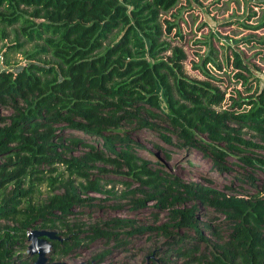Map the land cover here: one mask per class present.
I'll return each mask as SVG.
<instances>
[{
  "label": "trees",
  "instance_id": "obj_1",
  "mask_svg": "<svg viewBox=\"0 0 264 264\" xmlns=\"http://www.w3.org/2000/svg\"><path fill=\"white\" fill-rule=\"evenodd\" d=\"M179 1L0 0V264H31L32 228L67 236L52 259L84 240L125 244V234L158 230L188 259L181 264H264V181L256 175L264 172V73L247 75L252 69L235 50L236 76L256 87L224 107L226 93L208 66L223 68L213 50L197 64L206 78L186 68L188 52L176 40L184 34L165 15ZM13 52L26 62L16 67ZM137 132L167 156L200 150L225 189L174 175L161 159L152 164ZM97 162L141 185L144 198L131 209L156 197L170 223L125 232L114 228L132 219H115L112 229L70 223L83 194L103 189L93 177ZM236 184L248 189L233 192Z\"/></svg>",
  "mask_w": 264,
  "mask_h": 264
},
{
  "label": "rangeland",
  "instance_id": "obj_2",
  "mask_svg": "<svg viewBox=\"0 0 264 264\" xmlns=\"http://www.w3.org/2000/svg\"><path fill=\"white\" fill-rule=\"evenodd\" d=\"M165 15L176 20L184 34L183 41L178 37L176 40L182 42L188 52L186 68L191 75L206 78L207 75L202 70V66L197 64L201 63L203 56L210 50H213L214 55L222 63V70L216 69L212 64L208 66L218 78L216 82L226 93L224 107L233 103V97L240 99V96L245 97L253 92L257 80L252 79L251 85L236 76L239 69L235 66L234 51L238 50L244 62L251 67L252 73L245 71L247 75L257 73L261 76L259 70L264 73V43H262L264 41V0H180ZM176 29L177 27L174 28L173 34ZM12 37L13 35L10 38ZM11 58L16 67L17 64L26 62L22 52L11 53ZM16 61L19 63H15ZM134 137L144 146L140 151L151 158L152 164L157 165V160L161 159L166 169L174 175H179L187 181H200L225 189L226 181L223 180V175L220 176L215 172L211 159L200 150H190L186 153L185 150L176 149L171 156H167L163 150L156 148L154 143L148 140L147 134L137 132ZM84 149L83 146H79L75 154L83 152ZM96 164L102 168H93V177L100 179L103 189H89L83 194L85 205L74 207V212L69 217L70 223L76 221L82 230L91 229L97 224L112 229L111 226H117L114 223L110 225L109 222L118 218L132 219L134 221L132 226L114 228L121 232L130 230L132 227L161 226L170 223V209L156 208L155 205L158 204L156 197H146V205L131 209L130 205L135 199L144 198L140 191L141 185L128 180L126 173L115 172L112 164L104 162ZM231 166L235 170L242 171L237 165ZM226 174L228 176L224 177L227 182H230L235 172L229 170ZM256 175L257 183L261 185L264 181V172L260 171ZM108 189L112 192L107 191ZM244 189L236 184L232 191L245 193ZM134 193L137 195L133 197ZM201 221L208 220L203 217ZM222 226V232L226 235V226L224 224ZM173 230L178 232L177 228ZM185 230L179 229V232L190 236L197 235L194 231ZM122 239L127 243L120 244L113 238L84 240L76 248L79 252L64 255L63 259L71 262L90 260L96 254L109 251L103 257V264H181L188 260L175 249H168L170 238L158 230H147L130 237L125 234ZM30 260L31 264H35L36 256H30Z\"/></svg>",
  "mask_w": 264,
  "mask_h": 264
},
{
  "label": "water",
  "instance_id": "obj_3",
  "mask_svg": "<svg viewBox=\"0 0 264 264\" xmlns=\"http://www.w3.org/2000/svg\"><path fill=\"white\" fill-rule=\"evenodd\" d=\"M54 239H61L56 229L49 228H32L28 232V248L27 253L30 256L36 255L35 264H95V260L92 262L79 261H50L48 254L52 251V241Z\"/></svg>",
  "mask_w": 264,
  "mask_h": 264
},
{
  "label": "flooded vegetation",
  "instance_id": "obj_4",
  "mask_svg": "<svg viewBox=\"0 0 264 264\" xmlns=\"http://www.w3.org/2000/svg\"><path fill=\"white\" fill-rule=\"evenodd\" d=\"M58 231V230H57ZM59 232V231H58ZM60 236H62V240L61 239H54V240H51L52 241V251H51V253L50 254H48V256H49V259H50V261H67V260H64L63 258H65L64 257V255H69V254H73V253H75V252H79V251H76L77 249V246L75 247V248H73L71 251H69V253H67V254H61L60 252L59 253H57L56 254V257L54 258V259H52L53 257H52V253L54 252V250H56V248H57V250H58V248L59 247H57V245H58V243L59 242H63L64 241V239L65 238H67V236H65V235H63V234H59ZM36 256V255H35ZM37 257V256H36ZM95 260V264H103V261H100L101 260V258L100 257H94V258H92V259H90V260H81V261H87V262H92V261H94ZM103 260V259H102ZM68 262H71V261H68ZM75 262H79V261H75Z\"/></svg>",
  "mask_w": 264,
  "mask_h": 264
}]
</instances>
